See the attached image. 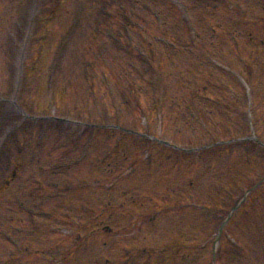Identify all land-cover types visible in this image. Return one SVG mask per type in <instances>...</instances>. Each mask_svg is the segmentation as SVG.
<instances>
[{"label": "rangeland", "instance_id": "rangeland-1", "mask_svg": "<svg viewBox=\"0 0 264 264\" xmlns=\"http://www.w3.org/2000/svg\"><path fill=\"white\" fill-rule=\"evenodd\" d=\"M107 1V10L113 17L120 7L144 8L151 2ZM170 1L175 13H182L177 5L179 0ZM242 1L243 11L249 17L256 19V13H264L262 4L252 0ZM33 4L38 8L43 5V11L48 5L53 8V19L47 16V26L43 29L48 31L47 35L44 39L34 40L43 47L40 55L36 49L35 53H29L28 48L31 30L36 27L32 22L36 11L29 16ZM170 10L164 9L161 18L166 19ZM91 11L85 6V0L83 3L80 0H0V172H8L11 153H15V149H11L14 145L4 141L16 129H21V137L26 138L25 143L22 142V153L27 156L30 149H35L42 155L40 163L31 167L32 173L41 168L40 171L61 169L55 176L46 171L49 179L44 183H48L45 189H52L55 183L60 181V186H65L62 181L66 182L62 195L70 197L65 206L60 205L64 208L63 212L87 213L88 206L96 209L107 197L110 198L114 203L109 209L111 232L99 231L96 235L92 234V238H87L78 248L75 264H91L93 260L98 264H106L105 261L122 264L124 255L131 256L126 264H197L201 258V264H209L213 257L215 264H264V184L258 187L264 178V158L261 159L264 157V145L246 139L254 135L264 144V66L256 65L258 55L255 49L243 46L238 58H235L236 49L226 48L218 52L220 47L210 51L209 46L208 51L201 48L200 52H203L196 54L206 57L201 72L195 70L199 66L195 58H188L191 63L185 66L187 56L178 54L175 64L180 66L177 68L165 56L160 65L166 80L156 81L153 88L160 100L158 106L152 112L141 106L138 100H143L141 103L145 105L148 101L145 94L149 91L134 86L124 108L119 97L121 87L115 86L118 82L125 84L124 76L121 68L118 70L119 66L111 60H103L106 76L99 77L101 67L94 65L90 69V79L82 78L84 56L96 44L93 36L94 29L97 30V16ZM196 16L199 19L200 15ZM207 16L220 20L226 12ZM142 17L146 18V15ZM259 22L255 28L264 36V22ZM108 24L107 21L98 22L100 28ZM141 24L147 26L146 22ZM201 26L200 22L199 28ZM12 33L17 37L14 41ZM101 46L104 48L105 44L101 43ZM152 47L162 49L158 41H153ZM110 50L107 48L105 51ZM109 55L113 56L112 53ZM88 56L91 59L97 57L95 54ZM221 56L228 62H222ZM26 60L28 74L21 82ZM249 60H253L254 64L250 67L254 70L250 73L253 90L248 83L241 81V77H238L239 80L236 77V81L231 77L233 71L243 69L244 64L247 70ZM262 60L259 54V61ZM258 67L261 69H256ZM221 70L227 71V78L221 77ZM93 75L97 76L96 81L100 80L95 86L90 83ZM181 75L185 77L179 78ZM210 77L218 78L215 89L208 84L204 89L200 87V91L198 87L205 85V80ZM47 78H52L49 84ZM102 79L111 82L112 86L109 83L105 85ZM15 84L20 90L23 86L20 100L30 107L29 111L24 110L26 116L12 102L13 98L17 101ZM169 94H173V98ZM204 94L206 96L202 97ZM92 96L96 97L95 102H91ZM144 111L148 113L147 117L141 116ZM47 116H60L64 120L48 119ZM116 118L122 123L114 120ZM79 122L116 124L131 131L129 136L132 138L115 129V132L106 135L103 131L86 132ZM242 132L246 135L222 143L231 140L228 139L230 134ZM236 142L239 144L235 145ZM7 148H10L9 157L4 150ZM22 153L17 154L20 161L23 160ZM38 157H35L36 160ZM124 157L128 158L125 162ZM111 160L122 162L113 173L105 165ZM28 164L23 167L25 171ZM31 176L32 180L39 179ZM68 179L71 180L70 185ZM95 179H100V182ZM107 180L110 187H103V182ZM27 184L24 185L21 177L17 190L21 191ZM254 185L257 188L252 190ZM247 189L252 191L246 193ZM187 195L194 199L191 201ZM241 197L245 200L238 204ZM178 201H182L189 210L177 212ZM198 201L207 205L210 212ZM234 206L237 208L231 211ZM123 212L145 216L141 221L135 219L130 222L121 216H124ZM233 212H237V216L225 225L227 238L218 241L214 249L212 239L216 235L215 229L206 220L215 215L218 220L223 217V220L229 219ZM37 237L32 231L23 243L36 246ZM23 243L19 245L21 249H17L18 252L23 249ZM142 249L147 253L142 254ZM179 252L186 254L184 259L178 257ZM159 253L160 256L157 255ZM199 253L206 254V257ZM147 254L151 256L147 258ZM9 256L0 252L4 261ZM33 260L29 256L24 260L26 263L21 264H34Z\"/></svg>", "mask_w": 264, "mask_h": 264}]
</instances>
